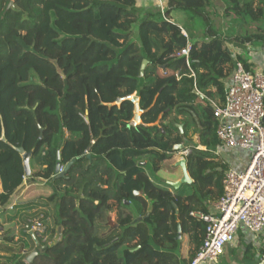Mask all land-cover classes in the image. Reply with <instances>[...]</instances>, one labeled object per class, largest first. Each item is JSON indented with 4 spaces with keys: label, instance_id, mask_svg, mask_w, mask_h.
I'll use <instances>...</instances> for the list:
<instances>
[{
    "label": "trees",
    "instance_id": "16d2710c",
    "mask_svg": "<svg viewBox=\"0 0 264 264\" xmlns=\"http://www.w3.org/2000/svg\"><path fill=\"white\" fill-rule=\"evenodd\" d=\"M226 2L229 12L264 19V0L243 8L238 0ZM206 5L168 0L160 13L137 8V0H0V205L26 179L23 148L38 167L31 166L28 179L46 180L53 189L43 204L54 205L60 227H46L42 215L44 234L25 233L30 241L20 249L15 237H4L0 264H191L206 234V224L191 214L210 213L224 195L230 167L214 154L220 146L214 106L225 102L236 62L226 44L232 39L215 32L192 43L189 58L178 56L189 39L168 17L194 15ZM235 39L261 43L256 36ZM196 92L205 106L197 107ZM134 96L142 112L136 126ZM173 114L191 120L185 136L195 114L201 117L200 145L186 158L193 183L178 191L156 185L143 165L148 158L159 172L186 144L182 130L166 123ZM73 161L58 178L57 164ZM185 238L193 246L188 259L180 256ZM237 238L248 241L242 232ZM29 248L30 254L40 248L31 263ZM251 252L248 244L245 258L251 260Z\"/></svg>",
    "mask_w": 264,
    "mask_h": 264
},
{
    "label": "built area",
    "instance_id": "2783aa9c",
    "mask_svg": "<svg viewBox=\"0 0 264 264\" xmlns=\"http://www.w3.org/2000/svg\"><path fill=\"white\" fill-rule=\"evenodd\" d=\"M168 20L177 23L174 18ZM182 32L189 39L183 29ZM227 47L236 67L226 88L225 102L214 106L217 137L220 148L249 152L250 159L245 170L229 169L226 172L224 195L219 202L210 205V213L191 214L206 224L204 242L191 264L218 263L240 232L252 241H258L264 235V72L249 71L240 59L243 51L232 45ZM190 50L189 43L178 56L189 58ZM262 61L264 64V59ZM190 152V149H185L182 160ZM63 171L61 166L60 172ZM24 228L31 235H43L45 232L40 220L29 222ZM259 253L260 264H264V240Z\"/></svg>",
    "mask_w": 264,
    "mask_h": 264
},
{
    "label": "rangeland",
    "instance_id": "374dc122",
    "mask_svg": "<svg viewBox=\"0 0 264 264\" xmlns=\"http://www.w3.org/2000/svg\"><path fill=\"white\" fill-rule=\"evenodd\" d=\"M259 0H256V5L259 4ZM251 0H238L239 7H245L248 3H250ZM11 7L14 6V3L12 2ZM229 4L226 2V0H207V5L205 7V10L200 13H196L194 15L176 11L174 16L176 17H168V19L174 18L180 27L183 29V31L188 35L189 43L192 44L193 41H202V40H208L209 37L212 36V33H221L225 38H231L232 40L226 41V44L229 46H235L239 47L243 54L249 53L252 54L256 53V51H259L260 48L256 50L255 47H261L262 43H264V19L262 20H255V19H245L241 16H239L235 11H228ZM161 13V11H160ZM159 16V15H158ZM240 36V38H250L252 36H256L261 40V43L259 45L257 44H250V45H244L239 40H236L235 37ZM133 41H138V25L134 27L133 30ZM251 46L252 50L247 51V47ZM262 48V47H261ZM199 104V103H198ZM199 106V105H198ZM197 106V107H198ZM202 107V106H200ZM201 109V108H200ZM200 116H197L195 114L194 119L195 121H192L190 124V127L187 129L185 136L184 128H185V122H188L190 119L187 117H178L176 114H173L166 123H174L179 129L182 130V134L185 136L186 144H184L185 149H191L192 146L200 145L199 140V120ZM191 121V120H190ZM200 150H204L202 147H199ZM184 151V150H183ZM183 151H177L172 155V159L164 162L163 164H160V173L159 172H153L152 167L150 166L147 170L148 174L150 175V178L154 181V183L158 186L170 188L172 191H178L179 189H174L170 183H175L180 181L183 178L182 169L178 167V163L184 158L182 152ZM215 155L219 157V161H225L228 163V158L226 157V154L222 153V155H218V153L214 152ZM249 152L239 153L238 157L246 159L245 156H249ZM232 159V160H231ZM231 162L236 159H234V156L230 157L229 159ZM243 160V161H244ZM229 164V163H228ZM230 165V164H229ZM31 166L34 170H38L37 165L34 161L31 162ZM230 169V168H229ZM34 182H40V180H35ZM50 184L48 183V186ZM186 185H183L182 188H185ZM45 187V186H43ZM24 190H26V187H24ZM43 190V189H42ZM46 191L47 189L44 188ZM30 192V190H29ZM28 192V193H29ZM22 194V190L16 192L14 195L11 196L9 199L7 205L1 206L0 205V243L3 241L4 237H6V233L10 235V237H15L18 244V248L24 244V242L29 243L30 240H25L24 234L25 228L24 226L32 221H36L42 217V215L47 216L46 220V227L47 225L50 226V229L60 230V227L58 224H56V209L54 205L45 206V198H38V194L31 193L29 196L26 195L27 199H19V197ZM24 201V202H23ZM26 201V202H25ZM32 202H38L42 203V208H38L35 205H33V208H20V205L23 203H31ZM12 208V209H11ZM115 210H117V207H114ZM7 210V212H5ZM14 219V221L9 222L10 219ZM111 223H115L117 221V213L116 211L110 213ZM39 235V234H38ZM54 239V238H53ZM55 240V239H54ZM233 248L235 249L236 253L233 256L230 249L232 247L227 246L225 250V254L219 258L218 263L216 264H240V258L243 257L244 254V248L242 247V243L240 241L236 240V242L233 244ZM193 249V246L189 244L188 239L185 238L182 247L180 256H183L184 258L188 259L190 251ZM31 251L29 248L26 252ZM33 250V249H32ZM40 250V248H36L32 252ZM26 253V254H27ZM31 253V252H30ZM29 253V254H30ZM31 255V254H30ZM29 255V256H30ZM260 261V260H259ZM261 263V261H260ZM210 264V263H205Z\"/></svg>",
    "mask_w": 264,
    "mask_h": 264
},
{
    "label": "crops",
    "instance_id": "0c3cea01",
    "mask_svg": "<svg viewBox=\"0 0 264 264\" xmlns=\"http://www.w3.org/2000/svg\"><path fill=\"white\" fill-rule=\"evenodd\" d=\"M167 7H168V0H137V8H139L141 10H149L150 11L152 9V10H157V11L161 10L162 11V10H165ZM175 13H176V11L171 13L169 18L173 17ZM174 17H176V16H174ZM193 43H196V41H193ZM261 47H255L256 50L258 48H260V50L256 51V53H253V55L249 54V53L247 54L245 52H244V54H242L243 60L246 61V63L248 64V67L250 68L251 71H262V72H264V64H262V62H263L262 60L264 59L263 58L264 57V46H261ZM248 48H252V47L248 46L247 49ZM230 79H231V77H229L225 81L226 88H227V86L229 84ZM196 93L200 94V96H201V98L198 99V101L196 102V105L197 106L199 105V107L200 106H205L207 103L204 100V96L201 93H199V92H196ZM141 114H142V112L140 113V115ZM180 117H183V116H180ZM215 152L218 153V155H220V156L222 155V153L226 154V157L228 158V163L230 164L229 165L230 169L243 171V170H245L247 168V166L249 164L250 155L249 156H245V158H246L245 160H244V158H241V157L239 158L238 157L239 153H243L244 154V152L230 151V150H228V149H226L224 147L220 148V146L216 149ZM232 156H234V159H236V157H237V161L238 162H235V160L231 162L229 159ZM143 165L148 170V168L150 166L152 167V161H150V159H148V158L147 159L145 158L144 162H143ZM39 180L42 181V183H40V182L36 183V182L31 181L30 179L26 178L24 183H23V185L18 190V191L22 190V194L19 197V199H21V200H22V198L23 199H27V198H24V197H26V195L29 196L31 193L38 194L37 195L38 198H48V197H50L52 195V193H53L52 187L50 185L48 186V182L46 180H42V179H39ZM43 186H45V187H43ZM24 187H26V190H24ZM44 188L47 189V190L45 191ZM29 190H30V192H29ZM2 192H3V188H2V183H1V180H0V194ZM13 196H15V195H13ZM24 204H27V203H23L21 205H24ZM6 236H10V235L8 233H6ZM247 240L248 241H246L245 243L242 244V247L244 248V253L246 251V246L248 244H251L252 247H253V252H251L249 255L250 256L253 255L254 257L250 260V259L245 258L244 254H243V257L240 258V262H241L240 264H256V263L259 264L260 263V261H259L260 253L259 252H260V249H261V241L264 240V235L258 241H252V240L250 241L249 238H247ZM233 244L230 247L233 248Z\"/></svg>",
    "mask_w": 264,
    "mask_h": 264
},
{
    "label": "water",
    "instance_id": "95a60500",
    "mask_svg": "<svg viewBox=\"0 0 264 264\" xmlns=\"http://www.w3.org/2000/svg\"><path fill=\"white\" fill-rule=\"evenodd\" d=\"M149 62L147 60H145L142 64V67H141V75L143 76L147 66H148ZM132 100L135 102V106H136V110H135V119L133 121V123L131 124L132 126H135V123L137 122H141V110H140V107H139V102H138V98L136 96H134L132 98ZM121 101H119L120 103ZM3 139L5 140V135H3ZM176 151H183L185 150V147L184 145H180L178 147L175 148ZM19 152L20 154L23 156V162H24V167H25V175H26V178H29L31 176V173H32V169H31V158H32V153H26L25 150L23 148L19 149ZM60 158V157H59ZM74 163V161L70 164L67 165L66 168H64V171L63 172H60V169H61V164L58 163L57 164V167H56V173H57V177L58 178H61V177H64L66 172L69 170V168L72 166V164ZM178 167H180L182 169V173H183V178L178 181V182H175V183H170V185L174 188V189H179L180 187H182L183 185H186V184H192L193 183V179L191 178L189 172H188V168H187V160L186 159H183L181 160L178 165ZM136 195H138V192H136ZM181 236H182V230H181V227L179 226V236H178V239L180 240L181 239ZM39 254V251L36 250L34 251L28 258H27V263H31L35 258L36 256Z\"/></svg>",
    "mask_w": 264,
    "mask_h": 264
}]
</instances>
